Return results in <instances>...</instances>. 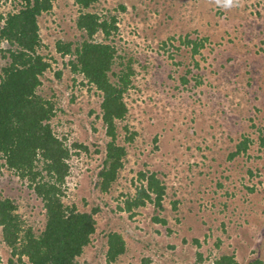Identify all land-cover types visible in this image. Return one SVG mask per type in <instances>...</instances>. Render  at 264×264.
<instances>
[{
    "label": "rangeland",
    "instance_id": "1",
    "mask_svg": "<svg viewBox=\"0 0 264 264\" xmlns=\"http://www.w3.org/2000/svg\"><path fill=\"white\" fill-rule=\"evenodd\" d=\"M17 8V2L0 1V12ZM90 10L117 16L119 31L108 41L124 59L117 58L113 68L119 72L132 57L135 69L124 94L128 114L118 122L127 155L108 192L97 187L109 139L101 96L79 83L81 75L74 82V56L57 50L59 40L74 49L86 37L77 26L81 8L75 0H54L39 16L38 50L51 66L38 92L56 101L57 134L89 148L73 152L64 186L66 203L98 208L97 230L79 260L109 264L106 234L112 229L127 243L112 264H141L148 256L157 264H214L222 254L241 264L264 258V0H237L231 7L216 0H99ZM188 40L204 42L194 53ZM7 62L0 55V68ZM244 138L248 149L231 157ZM139 170L157 172L166 193L163 208L147 202L131 216L119 205L134 195ZM1 197L16 202L25 227L36 234L44 229L41 198L6 166L0 168ZM0 251V264H11L2 242ZM15 264L31 263L25 258Z\"/></svg>",
    "mask_w": 264,
    "mask_h": 264
},
{
    "label": "trees",
    "instance_id": "2",
    "mask_svg": "<svg viewBox=\"0 0 264 264\" xmlns=\"http://www.w3.org/2000/svg\"><path fill=\"white\" fill-rule=\"evenodd\" d=\"M1 1V0H0ZM19 8L0 12V55L8 62L0 68V168L6 166L16 174L28 180L29 187L41 198L46 214L44 229L36 234L17 212L18 205L9 197L0 198V243L9 249V262L15 259L31 264H84L79 260L86 246L97 230L95 213L92 210H80L76 204L64 201V186L71 173L69 159L73 152L89 150L87 145L79 142L68 144L65 135L55 131L52 120L58 114L56 101L38 92L43 74L51 64L38 47L41 45L39 16L53 8L54 0H12ZM99 0H75L81 12L77 26L85 32L82 42L72 48V42L57 43V50L63 55L74 56L69 59L77 82L95 87L101 96L102 121L109 138L105 146L102 167L98 172L97 187L101 192L111 190L118 179L119 171L124 166L127 155L126 146L118 141V122L128 114L124 94L131 87V77L135 73L132 57L121 63L119 72L114 70L118 50L108 41L111 34L119 31V20L116 15L102 16L90 8ZM122 9H125L121 5ZM102 35V40L100 36ZM8 47H2V41ZM203 41L193 43L196 53ZM190 72V70H188ZM62 76V72H58ZM114 77H117L114 80ZM183 83L189 80L181 76ZM91 90V88H89ZM128 130V127H123ZM128 133V132H127ZM132 132L127 139H133ZM249 138L238 142L237 155L248 149ZM264 144V137L261 139ZM76 149V150H75ZM140 183L134 195L119 205L120 210L136 215L135 210L147 202L163 208L166 186L157 172L139 170ZM131 194V193H130ZM157 221L165 219L155 217ZM198 242V240H196ZM106 259L114 263L126 252L124 234L116 229L106 234ZM199 259L202 255L199 253ZM3 257L0 251V263ZM141 264H157L151 257H145ZM214 264H241L234 255L222 254L215 258ZM246 264H264L261 254L246 261Z\"/></svg>",
    "mask_w": 264,
    "mask_h": 264
},
{
    "label": "clouds",
    "instance_id": "3",
    "mask_svg": "<svg viewBox=\"0 0 264 264\" xmlns=\"http://www.w3.org/2000/svg\"><path fill=\"white\" fill-rule=\"evenodd\" d=\"M236 2L237 0H216L217 4H222L223 6H226V7H231Z\"/></svg>",
    "mask_w": 264,
    "mask_h": 264
}]
</instances>
